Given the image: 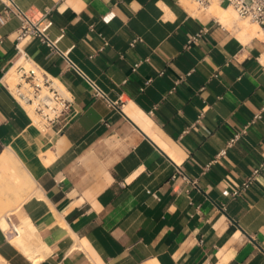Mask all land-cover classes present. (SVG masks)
I'll return each mask as SVG.
<instances>
[{
  "label": "crops",
  "instance_id": "0c3cea01",
  "mask_svg": "<svg viewBox=\"0 0 264 264\" xmlns=\"http://www.w3.org/2000/svg\"><path fill=\"white\" fill-rule=\"evenodd\" d=\"M6 5L20 15L0 24V154L34 188L0 219V264H264V172L224 195L264 161V111L250 123L264 106L262 40L182 0ZM22 14L51 23L54 47L18 42ZM20 52L72 95L60 132L41 131L7 91Z\"/></svg>",
  "mask_w": 264,
  "mask_h": 264
},
{
  "label": "built area",
  "instance_id": "2783aa9c",
  "mask_svg": "<svg viewBox=\"0 0 264 264\" xmlns=\"http://www.w3.org/2000/svg\"><path fill=\"white\" fill-rule=\"evenodd\" d=\"M194 4L198 11H206L207 7L213 1L217 3L226 2L229 7L233 9L236 15L243 20L255 24L258 32L261 35V40L264 43V0H188ZM19 14L18 10L12 5H6L3 14H0V24L5 21V15ZM23 15V14H22ZM106 20V19H104ZM50 22L45 24L33 23L26 16H22V25L18 30L17 40L20 42L27 36H36L48 46H53L47 35L45 34ZM202 32V31H201ZM192 36L186 47L192 44L200 36V33ZM139 40L134 38L129 43L130 47ZM18 49V48H17ZM18 51H20L18 49ZM67 65L81 75L88 85L93 89L94 96L102 97V91L89 80L66 56H64ZM139 63L133 65V70ZM11 70L15 76L14 86H10L4 82L7 91L13 96L18 104L30 116L32 123L35 124L41 131L46 132L54 129L60 132L69 123L73 116V97L72 95L59 83V81L41 70L35 63L30 61L26 56L20 52L18 60L13 64ZM7 71L4 77L11 71ZM264 111L262 106L259 111L253 116L250 123H253L261 118ZM247 126H244L239 132L235 133L226 142L225 148L220 152L219 156H223L227 148L234 146L246 132ZM264 172V161L253 169L251 174L232 192H224L225 196L235 197L241 192L245 191L255 180V177Z\"/></svg>",
  "mask_w": 264,
  "mask_h": 264
},
{
  "label": "bare ground",
  "instance_id": "6f19581e",
  "mask_svg": "<svg viewBox=\"0 0 264 264\" xmlns=\"http://www.w3.org/2000/svg\"><path fill=\"white\" fill-rule=\"evenodd\" d=\"M182 1L190 6L188 0ZM189 10L190 12H194L193 6H190ZM207 11L224 25L232 26L234 23L238 22L236 13H234L233 9L221 8L218 6L217 1H213L211 5L207 7ZM238 23L242 27L238 34V38L241 41L246 42L254 37H261L255 24L251 22L249 23L248 21L246 23ZM14 79L15 76L11 70L5 76L4 82L13 87L14 84L12 82ZM33 188L34 182L27 174L18 158L9 150L2 152L0 154V219L5 217L8 213L16 210L29 196V193Z\"/></svg>",
  "mask_w": 264,
  "mask_h": 264
},
{
  "label": "rangeland",
  "instance_id": "374dc122",
  "mask_svg": "<svg viewBox=\"0 0 264 264\" xmlns=\"http://www.w3.org/2000/svg\"><path fill=\"white\" fill-rule=\"evenodd\" d=\"M190 4V6H193V10L194 11H198L197 10V8L194 6V4H192V3H189ZM236 18H237V20H238V22H241V23H246L247 21H245V20H242V19H240L237 15H236ZM244 21V22H243ZM250 23V22H249ZM256 29H257V26H256ZM258 30V29H257ZM260 39H261V37H260ZM15 79L13 80V84H15Z\"/></svg>",
  "mask_w": 264,
  "mask_h": 264
}]
</instances>
